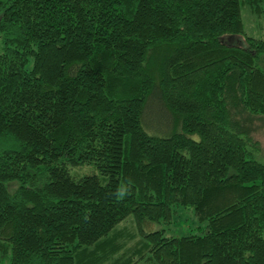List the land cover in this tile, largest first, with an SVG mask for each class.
Wrapping results in <instances>:
<instances>
[{"label":"trees","instance_id":"16d2710c","mask_svg":"<svg viewBox=\"0 0 264 264\" xmlns=\"http://www.w3.org/2000/svg\"><path fill=\"white\" fill-rule=\"evenodd\" d=\"M263 1L0 0V264H264Z\"/></svg>","mask_w":264,"mask_h":264},{"label":"rangeland","instance_id":"374dc122","mask_svg":"<svg viewBox=\"0 0 264 264\" xmlns=\"http://www.w3.org/2000/svg\"><path fill=\"white\" fill-rule=\"evenodd\" d=\"M259 10L260 11L256 14L251 12L247 7L240 6V15L244 30L253 37L264 36V1ZM256 137L264 144V125L256 131ZM203 226L204 221L197 220L190 207L178 206L175 207V212L168 222H152L146 224L144 225V231L160 228L163 229L166 235L199 234L203 230ZM120 227H123L126 234L129 233L132 237L128 236V239H131V241L129 242V240H126V242H124V247L120 248L115 255H119L121 252L124 253L126 246L128 247L129 243L134 241L135 236L133 232L136 233L134 229L135 226L130 219L122 221ZM121 241H125V238H122Z\"/></svg>","mask_w":264,"mask_h":264}]
</instances>
